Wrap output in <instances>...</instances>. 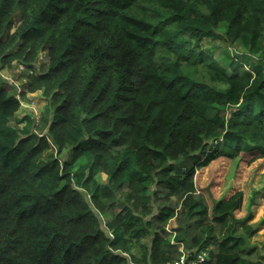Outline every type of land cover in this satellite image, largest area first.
Listing matches in <instances>:
<instances>
[{
    "label": "trees",
    "instance_id": "trees-1",
    "mask_svg": "<svg viewBox=\"0 0 264 264\" xmlns=\"http://www.w3.org/2000/svg\"><path fill=\"white\" fill-rule=\"evenodd\" d=\"M220 27L246 52L214 57ZM17 65L20 98L0 76V264H166L176 243L264 264L241 192L209 205L194 183L218 157L264 158V0H0V68ZM38 90L40 118H19Z\"/></svg>",
    "mask_w": 264,
    "mask_h": 264
},
{
    "label": "rangeland",
    "instance_id": "rangeland-1",
    "mask_svg": "<svg viewBox=\"0 0 264 264\" xmlns=\"http://www.w3.org/2000/svg\"><path fill=\"white\" fill-rule=\"evenodd\" d=\"M218 31L220 36L211 41H206V46L211 50L214 48V57L226 61L225 59L230 57L231 50L238 53L246 52L247 48L244 46L231 45L225 41L222 36V27ZM210 43L213 44V48L210 47ZM38 60L43 61L44 59L39 56ZM248 67L246 65L245 69H248ZM28 71L29 68L23 65H17L12 69L0 68V76L9 86L17 88V98H20L19 93L22 84L26 82ZM46 104L47 98L42 91L26 92L22 98L17 116L22 118L25 115H32L38 120ZM231 110L232 108L228 107L226 112ZM95 177L101 183L106 181L105 174L100 171L96 172ZM194 183L196 192L203 194L209 205L212 204V199L229 198L232 194L241 192L242 204L234 214L236 217L242 218L248 212H251V217L246 219L245 224L256 227V231L249 237L251 254L245 256L264 263V190L259 192L260 189L264 188V158L247 162L239 158L218 157L196 171ZM100 217L103 220L107 217L110 218L109 214H102ZM175 223L174 219L169 220L166 229L172 231V228L176 226Z\"/></svg>",
    "mask_w": 264,
    "mask_h": 264
},
{
    "label": "built area",
    "instance_id": "built-area-1",
    "mask_svg": "<svg viewBox=\"0 0 264 264\" xmlns=\"http://www.w3.org/2000/svg\"><path fill=\"white\" fill-rule=\"evenodd\" d=\"M109 234L111 235V233ZM172 242H174L173 239ZM176 244L178 245V255L166 264H200L208 257L206 250L196 253L195 250L185 249L182 243Z\"/></svg>",
    "mask_w": 264,
    "mask_h": 264
},
{
    "label": "crops",
    "instance_id": "crops-1",
    "mask_svg": "<svg viewBox=\"0 0 264 264\" xmlns=\"http://www.w3.org/2000/svg\"><path fill=\"white\" fill-rule=\"evenodd\" d=\"M176 224V223H175ZM169 232H171V241H172V239H173V236H174V232H172V231H169ZM174 241V240H173ZM173 243V242H172Z\"/></svg>",
    "mask_w": 264,
    "mask_h": 264
}]
</instances>
